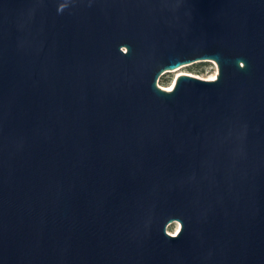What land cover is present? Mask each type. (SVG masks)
Segmentation results:
<instances>
[{"label": "water", "instance_id": "95a60500", "mask_svg": "<svg viewBox=\"0 0 264 264\" xmlns=\"http://www.w3.org/2000/svg\"><path fill=\"white\" fill-rule=\"evenodd\" d=\"M0 264H264V0H0Z\"/></svg>", "mask_w": 264, "mask_h": 264}, {"label": "rangeland", "instance_id": "374dc122", "mask_svg": "<svg viewBox=\"0 0 264 264\" xmlns=\"http://www.w3.org/2000/svg\"><path fill=\"white\" fill-rule=\"evenodd\" d=\"M189 75L202 80H214L217 75V67L212 61L197 62L191 65L182 66L174 71L164 73L157 81V86L169 90L172 88L175 79L180 75ZM180 228L177 222L170 223L166 233L175 235Z\"/></svg>", "mask_w": 264, "mask_h": 264}, {"label": "bare ground", "instance_id": "6f19581e", "mask_svg": "<svg viewBox=\"0 0 264 264\" xmlns=\"http://www.w3.org/2000/svg\"><path fill=\"white\" fill-rule=\"evenodd\" d=\"M170 89H171V88H170ZM170 89H169V90H170Z\"/></svg>", "mask_w": 264, "mask_h": 264}, {"label": "built area", "instance_id": "2783aa9c", "mask_svg": "<svg viewBox=\"0 0 264 264\" xmlns=\"http://www.w3.org/2000/svg\"><path fill=\"white\" fill-rule=\"evenodd\" d=\"M165 90V89H164Z\"/></svg>", "mask_w": 264, "mask_h": 264}]
</instances>
